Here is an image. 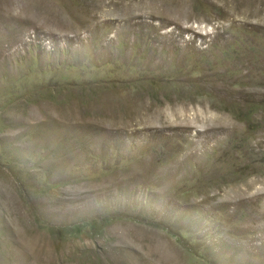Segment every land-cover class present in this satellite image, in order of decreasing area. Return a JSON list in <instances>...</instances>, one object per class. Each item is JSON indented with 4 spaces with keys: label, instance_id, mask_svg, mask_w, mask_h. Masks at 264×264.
<instances>
[{
    "label": "rangeland",
    "instance_id": "obj_1",
    "mask_svg": "<svg viewBox=\"0 0 264 264\" xmlns=\"http://www.w3.org/2000/svg\"><path fill=\"white\" fill-rule=\"evenodd\" d=\"M0 264H264V0H0Z\"/></svg>",
    "mask_w": 264,
    "mask_h": 264
}]
</instances>
